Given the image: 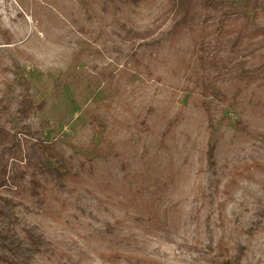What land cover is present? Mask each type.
I'll use <instances>...</instances> for the list:
<instances>
[{
  "label": "rangeland",
  "instance_id": "1",
  "mask_svg": "<svg viewBox=\"0 0 264 264\" xmlns=\"http://www.w3.org/2000/svg\"><path fill=\"white\" fill-rule=\"evenodd\" d=\"M165 4L128 15L144 26ZM125 21L102 0H0V124L69 171L57 182L8 160L15 230L45 238L31 264H221V245L264 264V60L216 17L178 34L168 19L137 42Z\"/></svg>",
  "mask_w": 264,
  "mask_h": 264
},
{
  "label": "trees",
  "instance_id": "2",
  "mask_svg": "<svg viewBox=\"0 0 264 264\" xmlns=\"http://www.w3.org/2000/svg\"><path fill=\"white\" fill-rule=\"evenodd\" d=\"M103 7L111 13L115 19L124 17L120 28L126 35V39L137 42L146 41L154 36L163 26L166 20L171 19V29L175 34L185 30L194 29L197 21L203 18L208 21L212 17L218 18L222 28L227 33L235 34L232 39V47L237 51L249 50L253 58L264 60V0H165L161 15L152 23L138 26L128 15V8H137L140 3L148 4L154 0H102ZM120 23V22H119ZM10 44V43H6ZM11 50L12 53L22 52L19 47ZM15 61V60H13ZM245 65V63H241ZM26 95L22 97L18 112L23 119H29L37 109L31 98L30 81L24 79ZM208 91L210 88L205 86ZM209 106H207V110ZM27 134H30L27 131ZM22 142L17 136L0 124V190L9 184L19 188L16 176L9 175L8 160L12 159L17 164L26 162L28 167L41 175L51 177L59 182L62 177L69 174L66 160L56 151L53 145L41 140ZM208 162L210 169L216 165V144L213 140L208 143ZM53 163L56 166H53ZM35 174V173H34ZM20 179V178H19ZM17 188V189H18ZM11 201L0 195V261L10 264H31L32 259L43 253L45 238L33 226L26 225L22 231L24 237L15 230L17 216L13 214ZM5 250L13 252L9 256ZM223 260L221 264H240L243 251L235 259H231L227 247L219 248Z\"/></svg>",
  "mask_w": 264,
  "mask_h": 264
}]
</instances>
